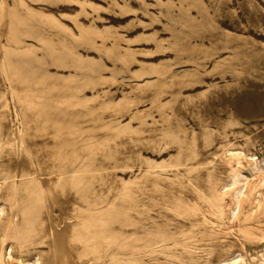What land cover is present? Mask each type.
I'll list each match as a JSON object with an SVG mask.
<instances>
[{
	"label": "rangeland",
	"instance_id": "1",
	"mask_svg": "<svg viewBox=\"0 0 264 264\" xmlns=\"http://www.w3.org/2000/svg\"><path fill=\"white\" fill-rule=\"evenodd\" d=\"M0 48L2 131L20 142L29 127L59 126L75 144L69 155L85 147L94 164L86 179L98 205L57 184L44 191V238L51 217L64 219L58 231L71 238L79 228L103 237L101 259L80 260L81 246L66 252L70 264H116L108 235L130 242L143 233H132L118 199L135 193L153 202L168 196L176 206L162 213L185 232L194 220V233L172 246L180 261L170 264H264V0H0ZM28 188L8 195L0 186V264H46V243L15 245L4 234L11 212L15 222L37 216L23 207Z\"/></svg>",
	"mask_w": 264,
	"mask_h": 264
},
{
	"label": "bare ground",
	"instance_id": "2",
	"mask_svg": "<svg viewBox=\"0 0 264 264\" xmlns=\"http://www.w3.org/2000/svg\"><path fill=\"white\" fill-rule=\"evenodd\" d=\"M0 50H1V48H0ZM11 54H12V52H11ZM0 55H2V53ZM1 68H2V65H0V70H1ZM6 71L8 72L7 69H6ZM11 72H13V71H11ZM11 72L9 73L10 79H12L11 78V76H12ZM13 75H14V72H13ZM17 75H18V73H17ZM15 76L16 75H14V77ZM8 77H9V75H8ZM15 79L12 80L13 83H14ZM56 94H58V93H56ZM38 120H40V119L38 118ZM60 124H62V123H60ZM1 125H2V120L0 119V186H2V188H4L6 190L8 195H16L19 192L20 193L25 192L24 189L26 187L31 188L33 191V194H31V196H29V198L25 202H23L24 203L23 207L27 208V209L33 208V211H34V209L37 211L36 212L37 216H32L31 213H28V214H26L25 212L22 213L18 222L14 221V218L16 217L15 213L11 212L10 214H8V216L5 217L6 218L5 220L7 222L9 231L7 233H4V234L7 235V237L10 238L15 243V245L25 246L27 244L34 243L37 241L38 242L41 241L43 243H46L45 244L46 246L42 247L44 249L39 251L41 258L43 259V261L46 262V264H70L71 262L69 260L75 259V258L73 256L66 254V252L68 251V249H71V248H73L75 250L80 249L81 246H84V248L81 252L78 253V256H79L78 258H80V260H85L86 257H90V258L95 259V260L101 259V256H100L101 250H100L98 243H99V241L100 242L104 241V240L101 241V239L103 237L98 236L96 232H95V234H92L90 236L91 233H89V232L87 233V231L89 229H86L88 226L85 228L87 231H84V230H82V228H79L80 230L78 232H75V234H76L75 237L71 238L67 235L61 234V232L58 231V226L60 225V223L64 222V219H60V220L58 219V221H57V220H54L53 217H51L50 218L51 224L48 225L47 227L45 226L49 236L44 238V236H43L44 234L42 235L43 227L41 226L40 219H39L41 217L40 213L44 210V208H45L44 204L46 203V199L44 197V191L46 189L54 186L55 184H57L59 186L60 192L64 195L69 194V192L73 191V193L77 194L78 199H81L83 201V203L89 202V204H91L92 206L99 204L100 201L98 200L96 195L92 194L93 192L90 189V187H93L92 184L88 183V181L86 179L88 177V176L86 177V173H87L86 171L91 166H92L91 169H93V167H94V164L90 166L89 163L87 162V160L84 158L85 156H84L83 151H86V148L85 147L81 148L83 154L78 153L79 151H77L76 156H70L69 153H70L71 149L73 148V145H75V144H73V142H71L69 140V137L67 136V134L65 132H63L59 126L56 127V125H55L53 132L44 130L43 128H41V129L40 128H33L32 129V127H29L28 131H30V136L28 138H26L24 141H20V142L15 139L14 132H12L9 128L2 131ZM147 126L149 127V125H147ZM63 130H65V129H63ZM148 130H149V128H148ZM134 134H136V133L134 132ZM93 139H94V137H93ZM74 153H75V151H74ZM73 157H75L74 163H73V161H71V159ZM94 162H96V161H94ZM198 166H200V165H198ZM155 167H153V168H155ZM181 167H183V166H181ZM149 168H151V166ZM147 170H149V169L147 168ZM72 172H75V175H70ZM93 172H95V171H93ZM93 172H91V174ZM186 173H187V171H186ZM171 179H173V178H171ZM101 181H103V180H101ZM94 183H95V181H94ZM113 183H114V181H113ZM188 183H190V182H188ZM151 184H153V183H151ZM103 185H104V183H103ZM208 190H209V188H208ZM167 192H170V191L168 190ZM153 193H155V192H153ZM138 194L135 193V194H131L130 196H127L125 199H122L121 197H119L118 199L121 201H125L129 207V212L132 215L130 225L132 227H134L133 229H135L132 231V233H137V227L138 228L142 227L143 233H141V234L139 233L138 238H141L143 236L144 237L148 236V238L143 243H139L138 238L137 239L133 238L135 240L132 239V240H130V242L128 241V239H129L128 238L126 242H122V240L120 239L119 236H115L114 234L111 235V233L109 232L110 235H108V236L109 237L111 236V239L114 238V240L117 241V245L116 244L115 245L118 247L117 251L119 252L118 253L119 256L116 259V264H170V262H172V263L173 262H175V263L179 262L181 259V254L175 253L173 251L172 246H176L179 242L183 241L182 240L183 238L187 239L191 236V234L194 233V229L196 228L194 220L192 221V226L189 227V229H187L185 232L184 231L185 226L182 227L183 225L181 222L177 221L176 219L173 220L171 218H167L162 213V212H164L163 210H165L167 207L174 208L176 206V204L170 198H167L168 196L166 198L161 199L162 196L164 197V195H162V196H160V200H157V202H153L145 194H141V195H138ZM47 195H49V194H47ZM74 196H76V195H74ZM217 196H218V193H217ZM49 198H50V196H49ZM61 198H64V197L61 196ZM175 202H177V201H175ZM182 204H186V203H182ZM182 204H181V206H182ZM111 205H113V204H111ZM108 206H109V204H108ZM179 208H182V207L179 206ZM107 210H109V209H107ZM206 210H207L206 211L207 216L213 214L212 213L213 211L210 210L209 208L208 209L206 208ZM95 211H96V209H95ZM114 211H117V210H114ZM152 211L155 212L156 214H152ZM167 211H169L168 208H167ZM167 211H166V213H168ZM196 211H197V209H196ZM61 212L64 213L66 211H64L62 209ZM78 212H77V214H81V213H85L88 211L85 209V207H83ZM32 213H34V212H32ZM173 213L176 214V212H174V211H173ZM183 214H185V213H183ZM192 214H193V212H192ZM74 215H75V213H74ZM101 215H103V214H101ZM96 217H98L97 212H95V214H93V216H92V218L94 220L92 229H94V231L99 224V223L96 224V220H95ZM177 217H180V214ZM83 218H84V216H83ZM88 218H90V220H91V217H88ZM174 218H176V217L174 216ZM191 218L194 219L193 216H191ZM80 219L81 218L79 217L78 220H80ZM108 219H110V218L108 217ZM202 219L203 220L198 219V221H202L204 223L206 221V219L205 218H202ZM98 220H99V218H98ZM195 220H197V219H195ZM84 221H85V219H84ZM170 222L173 223L174 225L178 226V227H176V229H177L176 233H171V232H169V230H167L165 228V224H168ZM188 222H190V221L188 220ZM105 223H106V221H105ZM101 224H103V222ZM196 224H197V222H196ZM80 225H78V226H80ZM88 225L90 226V224H88ZM4 227H6V226H4ZM74 228H75V226H74ZM104 229L106 230V227ZM102 231H103V229H102ZM106 232H104V234ZM99 233L100 232L98 231V234ZM101 234H102V232H101ZM200 234H201V232H200ZM45 235H47V234L45 233ZM205 236H207V234L203 232L201 234L200 238L205 239L206 238ZM106 237H107V235H106ZM109 237H107V238L109 239ZM72 239H74L73 242L75 243L73 246H71L69 244V241ZM104 239H105V237H104ZM85 240H90V241H89V243H87V244L85 243L83 245ZM114 240H112V241H114ZM109 242H111V241H109ZM79 244H82V245H79ZM106 245L108 246V244H106ZM180 247H182V246H180ZM69 251H71V250H69ZM184 251H185L184 255L186 257V260H188L189 262H193V263L197 262V258L194 256V253L192 254V253L186 252V250H184ZM216 252H218V251H216ZM204 253H207V252H204ZM25 255H26V253H25ZM26 258H28V257H26ZM34 264H38V259L35 260ZM177 264H179V263H177Z\"/></svg>",
	"mask_w": 264,
	"mask_h": 264
}]
</instances>
